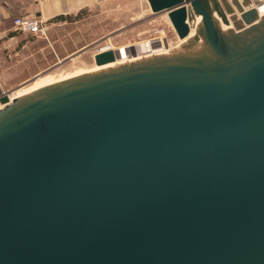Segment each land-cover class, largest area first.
Here are the masks:
<instances>
[{
    "label": "water",
    "instance_id": "water-1",
    "mask_svg": "<svg viewBox=\"0 0 264 264\" xmlns=\"http://www.w3.org/2000/svg\"><path fill=\"white\" fill-rule=\"evenodd\" d=\"M147 2L196 32L11 99L0 85V264H264V0Z\"/></svg>",
    "mask_w": 264,
    "mask_h": 264
},
{
    "label": "rangeland",
    "instance_id": "rangeland-1",
    "mask_svg": "<svg viewBox=\"0 0 264 264\" xmlns=\"http://www.w3.org/2000/svg\"><path fill=\"white\" fill-rule=\"evenodd\" d=\"M76 16L78 22L66 26L70 34L66 35L60 49V52L67 54L64 59L59 64L32 75L27 71L34 70L37 64H41V67L47 65L50 61L44 55L42 58L35 56L34 59L27 60L25 71L13 76L18 79L14 89L24 87L39 76L50 74L55 78L76 70L94 67V54L101 51L100 48L103 46L111 45L112 49H115L120 45L138 44L147 40L154 28L166 35L170 45L176 46L179 39L167 13L152 12L147 0H97L81 8ZM32 44L37 46L38 43L35 41ZM134 47L137 52V45ZM70 50L73 51L70 53ZM22 76L23 78L20 79Z\"/></svg>",
    "mask_w": 264,
    "mask_h": 264
},
{
    "label": "crops",
    "instance_id": "crops-1",
    "mask_svg": "<svg viewBox=\"0 0 264 264\" xmlns=\"http://www.w3.org/2000/svg\"><path fill=\"white\" fill-rule=\"evenodd\" d=\"M97 0L90 1L80 8L65 12H54L56 8L55 2L48 1L47 10L53 12L48 15L43 14V0H0V85L4 90L14 89L15 82L18 81L14 75L25 71V63L27 60L37 58H49V64H37L34 72L27 71L30 74L40 73L60 63L67 55L60 52L63 42L70 31L66 26L74 25L78 22L77 12ZM40 12L44 20L45 30L42 35H35L27 32H20L13 28L12 17L14 15L25 14L35 15ZM37 41V46H33L32 42ZM29 49H32L29 50ZM26 50H28L26 52ZM73 50H70V53ZM69 54V52H68ZM37 55H40L37 56ZM20 70H17L19 69ZM31 68V67H30ZM20 77V79H22Z\"/></svg>",
    "mask_w": 264,
    "mask_h": 264
},
{
    "label": "bare ground",
    "instance_id": "bare-ground-1",
    "mask_svg": "<svg viewBox=\"0 0 264 264\" xmlns=\"http://www.w3.org/2000/svg\"><path fill=\"white\" fill-rule=\"evenodd\" d=\"M256 7H257V14L258 15L264 14V2H261ZM188 23L190 25V30H189L188 34L184 38H179L176 42V46L170 45V42H168V43L164 44L165 46L161 45V47H160L157 44L153 45V44H150L147 40H143L138 44H135V43L132 44L131 47L133 48L132 51L134 52L132 54L130 46L120 45V46L115 48L119 52V55L117 57H115V59L113 61L102 63V64H96L95 63L94 67H91L88 69L76 70V71H73L71 73H66L62 76L55 77V78L52 77L50 74L49 75L47 74L44 76H39L34 81L25 85L24 87H19L17 89H14V90L8 92L9 99L14 98L16 96H19L21 94H24L26 92H29V91H31L37 87H40L42 85H46V84L51 83L53 81L60 80V79H63V78L69 77V76H73V75L80 74V73L87 72V71L100 69L102 67L113 66V65H116L118 63H123L126 61L136 60V59L141 58L142 56L149 55L150 53H153V54H155V53H167L170 50L171 51L176 50V49L181 47V44L185 41L186 38L190 37L192 34H194L196 32V29H195L196 24L194 23V20H192V22H188ZM136 45H137V52H135V49H134L135 48L134 46H136ZM101 46H103V45H101ZM106 48L112 49V46L111 45H105L102 48H100V50H103ZM148 49H152V50L148 51Z\"/></svg>",
    "mask_w": 264,
    "mask_h": 264
},
{
    "label": "built area",
    "instance_id": "built-area-1",
    "mask_svg": "<svg viewBox=\"0 0 264 264\" xmlns=\"http://www.w3.org/2000/svg\"><path fill=\"white\" fill-rule=\"evenodd\" d=\"M12 26L15 30L20 32H27L35 35H42L45 30L44 20L41 17L34 15H25L19 14L12 17ZM147 41L150 44L165 46L164 44L168 43L166 35L159 31L157 28H154L153 33L150 37L147 38ZM152 49H148L151 51ZM153 54V53H150Z\"/></svg>",
    "mask_w": 264,
    "mask_h": 264
}]
</instances>
